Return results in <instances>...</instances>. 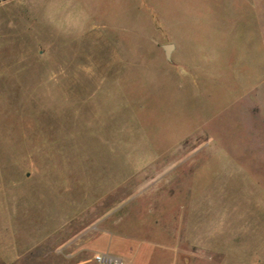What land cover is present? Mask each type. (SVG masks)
I'll list each match as a JSON object with an SVG mask.
<instances>
[{
    "label": "rangeland",
    "instance_id": "obj_1",
    "mask_svg": "<svg viewBox=\"0 0 264 264\" xmlns=\"http://www.w3.org/2000/svg\"><path fill=\"white\" fill-rule=\"evenodd\" d=\"M97 253L264 264V0H0V264Z\"/></svg>",
    "mask_w": 264,
    "mask_h": 264
},
{
    "label": "built area",
    "instance_id": "obj_2",
    "mask_svg": "<svg viewBox=\"0 0 264 264\" xmlns=\"http://www.w3.org/2000/svg\"><path fill=\"white\" fill-rule=\"evenodd\" d=\"M93 261L96 264H129V263H125L122 259L118 257H111L108 255H103L98 253L93 256Z\"/></svg>",
    "mask_w": 264,
    "mask_h": 264
},
{
    "label": "water",
    "instance_id": "obj_3",
    "mask_svg": "<svg viewBox=\"0 0 264 264\" xmlns=\"http://www.w3.org/2000/svg\"><path fill=\"white\" fill-rule=\"evenodd\" d=\"M163 49L165 51V54H166L167 58H169L170 57V52L173 49V45L172 44L163 45Z\"/></svg>",
    "mask_w": 264,
    "mask_h": 264
},
{
    "label": "crops",
    "instance_id": "obj_4",
    "mask_svg": "<svg viewBox=\"0 0 264 264\" xmlns=\"http://www.w3.org/2000/svg\"><path fill=\"white\" fill-rule=\"evenodd\" d=\"M169 44H172V43H169ZM173 45V49L171 50L170 54L173 52V50L176 48L177 45L175 44H172ZM119 258V257H118ZM135 264V263H134Z\"/></svg>",
    "mask_w": 264,
    "mask_h": 264
}]
</instances>
